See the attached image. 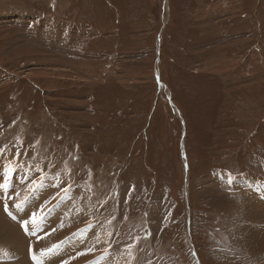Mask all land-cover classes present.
<instances>
[{
	"label": "rangeland",
	"instance_id": "1",
	"mask_svg": "<svg viewBox=\"0 0 264 264\" xmlns=\"http://www.w3.org/2000/svg\"><path fill=\"white\" fill-rule=\"evenodd\" d=\"M0 157L49 264H264V0H0Z\"/></svg>",
	"mask_w": 264,
	"mask_h": 264
},
{
	"label": "bare ground",
	"instance_id": "2",
	"mask_svg": "<svg viewBox=\"0 0 264 264\" xmlns=\"http://www.w3.org/2000/svg\"><path fill=\"white\" fill-rule=\"evenodd\" d=\"M17 170V169H16ZM17 173H20V172H18L17 171ZM26 175V174H25ZM28 179V178H27ZM2 180V179H1ZM18 181V180H17ZM19 182V181H18ZM28 182V181H27ZM244 183H246V182H242V183H240L239 185H237L238 187H245V184ZM4 184V183H3ZM2 184V185H3ZM23 184H26V183H23ZM236 185V184H235ZM2 187V186H1ZM9 187V186H8ZM10 188V187H9ZM31 190V186H28V187H26V188H24L23 189V191L22 192H24V193H27L28 191H30ZM260 189H258L257 190V192L259 191ZM263 190H264V188H263ZM258 194V193H257ZM59 195H61V194H58L57 195V197H59ZM24 200V199H23ZM22 200V201H23ZM21 201V202H22ZM25 201V200H24ZM26 203V202H25ZM68 203H65V205H67ZM246 205V204H245ZM249 205V204H248ZM68 206V205H67ZM26 208V207H25ZM246 208V207H245ZM249 208V207H248ZM0 209H1V199H0ZM17 209V208H16ZM253 212L254 211H259V213H260V216L258 215V214H256L255 216L254 215H252L251 214V218H255L256 219V221H259L258 219H262V221H264V212H263V210L262 209H260L259 208V206H254V205H251V208H250ZM18 211V210H17ZM4 213L6 214V211H4ZM79 213V212H78ZM12 217H13V215L12 214H10ZM75 215V214H74ZM10 219L9 218H7L5 215H3V213H2V216H1V213H0V222H2V223H0V236L1 237H5V239H11V241L13 242V243H15V244H22V245H24L25 244V246H29V244H30V241L29 240H27L28 238H23V239H21V237L19 236V234L17 233V231L15 230V228H13L14 227V223H13V227H12V225L10 226L8 223H10V221H9ZM74 220V219H73ZM78 220H79V218H78ZM5 221H9L8 223H6ZM75 221V220H74ZM77 221V220H76ZM20 227H21V224L20 223H18V222H16ZM54 223V222H53ZM59 224V223H58ZM76 224H77V222H76ZM15 226H16V224H15ZM72 226H73V222H72ZM74 226H76V225H74ZM18 227V226H17ZM80 227V226H79ZM67 228V227H66ZM85 230V233L86 234H88L89 233V230L88 229H84ZM247 230V229H246ZM65 231H67V230H65ZM69 231V230H68ZM61 232V231H60ZM82 232H84V231H82ZM247 233H248V231H247ZM21 234V233H20ZM52 234V233H51ZM55 234V233H54ZM56 234H57V232H56ZM55 234V235H56ZM70 234V233H69ZM244 234H245V232H244ZM49 235V234H48ZM247 235V234H246ZM258 234L257 233H255V236H253L250 232H249V240H247V241H249V243H246L245 241H244V239H243V237L244 236H242V234H241V246H243V247H245V246H250V247H252L255 243L254 242H257V239H256V236H257ZM7 236V237H6ZM260 237V236H259ZM59 238V237H58ZM31 239V238H30ZM66 239V238H65ZM261 239V238H260ZM252 240H254L253 242H251ZM262 240V239H261ZM58 241V240H57ZM69 243V242H68ZM67 244V243H66ZM90 244V243H89ZM88 244V245H89ZM259 244H260V242H259ZM31 245V244H30ZM252 245V246H251ZM66 246V245H65ZM258 245H254L252 248H258L257 247ZM31 248V247H30ZM42 248V247H41ZM95 248V247H94ZM261 248H263L262 249V253L264 252V240H263V242H261ZM93 248H92V245H90V247H89V250H81L80 252H78V253H76L73 257H68V258H66L67 260H64L63 259V262H65V261H71L72 259L73 260H77V259H80V258H82L83 257V255L84 254H87L88 256H87V258L89 257V252H90V250H92ZM43 250V249H42ZM73 250H74V248H73ZM254 250V249H253ZM76 252V251H75ZM36 254V253H35ZM31 255H32V259H33V253H31ZM46 252H45V254H43L42 256H40V254H36L35 255V258H38L39 260H41L44 264H46L45 263V258H46ZM77 256H79L77 259H74L75 257H77ZM42 257H44V258H42ZM31 258H29V264H33V260H32ZM50 260V259H49ZM27 263V264H28ZM67 263V262H66ZM66 263H62V264H66ZM72 263V262H71ZM77 263V262H76ZM258 263V262H257ZM48 264V263H47Z\"/></svg>",
	"mask_w": 264,
	"mask_h": 264
},
{
	"label": "crops",
	"instance_id": "3",
	"mask_svg": "<svg viewBox=\"0 0 264 264\" xmlns=\"http://www.w3.org/2000/svg\"><path fill=\"white\" fill-rule=\"evenodd\" d=\"M226 65V64H225ZM215 67H218L217 69H220L221 70V68H220V63H218V64H215L214 65ZM217 71H219V70H217ZM221 77V76H220ZM2 160H4V163L3 162H0V170H6V168H5V166H4V164H5V161H6V158L5 157H0ZM7 168L10 170V168H9V166H7ZM28 171V170H27ZM34 175V174H33ZM32 175V176H33ZM8 191V190H7ZM16 201L17 200H15V202H14V205L16 204ZM44 205H46V204H42V207L44 206ZM47 207H46V209L49 207V205H46ZM41 206H39V207H36L35 209V211L34 212H37V213H35V214H40V211H39V208H40ZM6 211V210H5ZM33 212V213H34ZM10 214H12L11 212L9 213V210L7 209V211H6V216L7 217H10L11 218V220L13 221V219H14V217H12ZM9 218V219H10ZM31 221H32V219H26V222H25V224H27L28 226H31V228H30V233H29V231H27V233H26V236L27 237H29V235H31V234H35L36 233V231H37V229H36V227L34 226V224L33 223H31ZM16 222H18V223H21V221H18V220H16ZM31 223V224H30ZM33 225V226H32ZM50 225V224H49ZM38 226H39V224H38ZM51 226H52V224H51ZM19 228V227H18ZM38 228V227H37ZM19 230H20V228H19ZM47 230V229H46ZM56 230V225H54L53 226V228L51 229V231H55ZM46 232V231H45ZM20 233H21V231H20ZM50 232H47V233H45V234H49ZM47 235H45V236H42V239H44ZM7 237V236H6ZM40 237V236H39ZM29 239V238H28ZM11 241V239H5V237H1L0 236V243H1V245L2 244H6V245H9L8 244V241ZM12 242V241H11ZM13 243V242H12ZM14 244V243H13ZM13 244H11V245H13ZM16 246H17V248L20 250L21 249V255L23 256V255H27L28 253H30V252H32L33 254H34V256L36 255V254H40V256H42L43 254H45V252H46V250L47 249H51L52 247H50V246H48V245H42V244H38V245H41L42 246V248L41 249H39V247L38 246H36L37 248L36 249H34V248H30V246H25V244L24 245H22V244H20V245H17V244H15ZM30 245V244H29ZM32 245V244H31ZM28 247H29V249H28ZM1 248H4V247H1ZM25 248L27 249V252H26V250H25ZM43 249V250H42ZM23 250V251H22ZM48 250V251H49ZM40 252V253H39ZM36 253V254H35ZM19 254H20V252H19ZM47 254H49V255H51V256H55V254L53 253V251H52V249L47 253ZM50 258H45V263L47 264H49V262L52 260V259H50ZM39 263H43L41 260H39L38 258H35V260H34V264H39ZM44 264V263H43ZM67 264V263H66Z\"/></svg>",
	"mask_w": 264,
	"mask_h": 264
},
{
	"label": "snow or ice",
	"instance_id": "4",
	"mask_svg": "<svg viewBox=\"0 0 264 264\" xmlns=\"http://www.w3.org/2000/svg\"><path fill=\"white\" fill-rule=\"evenodd\" d=\"M5 210L7 211V209H5ZM37 219H38V218H37L36 216H33V217H32V223H33V224H36ZM23 227H24L25 231H29V228H28V225H27V224L23 225ZM33 259H35L34 254H33Z\"/></svg>",
	"mask_w": 264,
	"mask_h": 264
}]
</instances>
